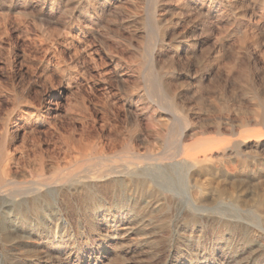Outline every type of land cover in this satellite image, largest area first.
Listing matches in <instances>:
<instances>
[{"label":"rangeland","instance_id":"1","mask_svg":"<svg viewBox=\"0 0 264 264\" xmlns=\"http://www.w3.org/2000/svg\"><path fill=\"white\" fill-rule=\"evenodd\" d=\"M245 1L0 0V157L11 141L16 180L68 171L99 152L92 141L50 160L83 123L98 128L101 110L118 153L159 156L178 141L216 147L214 174L173 175L179 203L163 214L147 216L137 197L134 211L146 216L118 226L125 204L101 188L97 204L62 192L63 226L49 198L37 214L0 221V264H264V16ZM200 190L208 199L196 209Z\"/></svg>","mask_w":264,"mask_h":264},{"label":"bare ground","instance_id":"2","mask_svg":"<svg viewBox=\"0 0 264 264\" xmlns=\"http://www.w3.org/2000/svg\"><path fill=\"white\" fill-rule=\"evenodd\" d=\"M246 1L249 2V5L252 7V9H256V10L260 9L261 12L259 14L260 15L259 19L263 18V16H264V0H246ZM244 48L245 47H243V49ZM150 52H152V50ZM223 72L224 71H222L221 73H223ZM213 73H215V72H213ZM250 77H251V75H250ZM48 78L50 79V77H48ZM159 91H160V89H159ZM174 109H175V107H174ZM176 113H177V111H176ZM99 114L101 115V120H100V125L98 128H96L97 126L94 127L93 125L89 127L88 123H87L88 124L87 126L83 123L82 129L79 132H75V130L72 131L71 133L68 132V134L69 133L70 134L66 138H64V139H66L65 149L62 150L59 148V151L56 154H54V156L50 157L51 161H58L59 158L65 160L71 154H74L75 157H76V155H79L81 152V148L85 143H90L93 141L98 146L99 152H96L94 154L82 153L79 158L74 159L72 165L69 166V168H67L68 171L63 170L64 173L60 171V173L58 172V174L52 175V176H50V175L44 176L43 174H38L36 176V178L32 179V180H28V181L16 180L15 175L17 174L18 171H20L22 169V166L20 165L18 160L14 158L13 153L11 152V148H12L11 146L13 144L11 143V141H6L3 155L0 157V221H2L4 219L8 220V219H10V217L12 215H14V217H17V218L18 217H24L23 213H22L24 209H29L32 212L36 213L37 211H39V203H42V199L49 198L50 207L52 208V215L57 222L56 227L58 225L63 226V225H65V220H62V218L60 216V212L62 210H66L68 207H70V205H69L70 203L59 199V198H61V197H59V195L62 192L65 194L68 193L70 195L69 197H72V195H73L76 197H83L84 196V198H92V197L96 196L97 191L102 188V190L108 191L110 193L113 200L119 199V200H117L119 203L124 202L123 204H125V205L121 207V210H119L115 213L118 216V219H117L118 221H115V223L119 224L118 226H124L126 223V220H127V218H126V220L124 218V216L126 217V215H128V216L130 215V217H132L131 220L133 222V220L143 219L146 215L147 216H153L155 214H163V212H165V210L169 207L170 204L173 207L175 206V209H176L179 201L174 195H172V191L174 190V183H175V182L173 183V181H174L173 175L177 176V174H179V172H182L184 174L183 176H186L187 179L194 180L196 177H198L200 175L208 174V173L212 172V169L214 168V166L210 160V154L212 153L213 149H215L216 147H214L215 145L214 146L207 145L208 143H205L204 141L203 142L206 144V146H204L202 148H200V146H197V145H192L189 147H187L185 145L182 146L180 141H178L177 146L174 145V147H173V148L176 147L175 151L173 153H165L164 152L163 154H160L159 156L141 157V156L136 155L133 152H130V150H126V151L118 153L116 150L118 141H117V137H116V131L117 130L114 127L115 125L110 123L109 118H108L109 116L107 115V113L104 110H101ZM174 117H176V116L174 115ZM181 119H183V118H181ZM179 121H181V120H179ZM94 123H95V121H94ZM181 123H186V122H185V120H182ZM97 124L98 123H96V125ZM180 127H182V126L180 125ZM53 130L55 132H58V130H60V129H58V127L53 125ZM259 131H257V132H259ZM252 133L248 134V136L252 137L251 136ZM55 134H58V133H55ZM74 137L75 138L77 137V138L75 139ZM250 137H248V138H250ZM243 139H244V137H243ZM203 140H205V139H203ZM36 145H37V142L33 144V147H36ZM37 158H38V166L42 170L43 168H45V165H46L45 159L46 158H44L40 152H39V155ZM176 158L177 159L179 158V159L176 161L175 160ZM165 160H167L169 163H167V162H165L167 164L162 163ZM146 161H149L151 163H148ZM73 167H75V168H73ZM212 174H214V173L212 172ZM205 176L206 175H204L203 177H205ZM227 178H228V176H227ZM216 180H217V178H216ZM212 190H214V189L212 188ZM215 190H216V188H215ZM194 191H196V190H194ZM205 191H206V189H205ZM141 196L145 197V200H143L142 203H140V205L142 204V206H140V210H142L144 213L146 211V215L143 214V216L139 215L140 213L137 214L134 211V206L136 204L135 203L132 204L136 200L140 202V199L138 200L137 197L140 198ZM101 197H102V195H101ZM239 197L241 198L240 195H239ZM94 198L93 199L96 201V204H97V202H100V200H101V198L99 199L98 197H94ZM104 198L106 199V195ZM72 199H71V201L75 200V197L73 200ZM207 199L208 198L206 197L205 192L200 190L193 195L191 203L194 206V208L196 207V209L197 208L199 209L200 207H202L203 204H205ZM107 202H108V200H107ZM81 203H82V201H81ZM72 204H74V203H72ZM114 204H115V202H114ZM43 205H41V206H43ZM109 205H111L110 202H109ZM117 207H119V206H117ZM72 208H73V206H72ZM77 208H78V206H77ZM136 208H138V207H136ZM178 208H177V211H178ZM42 210H43V208H42ZM47 210H49V209H47ZM93 211H92V213H93ZM108 212H111V211H108ZM172 212H173V210H172ZM72 213H73V211H72ZM29 214H30V212H29ZM87 214H88V212H87ZM90 214H91V212H90ZM165 216H167V213ZM162 217H164V216H162ZM36 218H37V216H36ZM105 219H107V218H105ZM217 219H218V217H217ZM17 221L18 220H16L15 222H17ZM221 222H222V220H221ZM66 223H68V222H66ZM94 223H95V220H94ZM226 223H228V222H226ZM113 228H114V226H113ZM159 228H160V225H159ZM118 230L114 228V231H115L114 233L118 232ZM121 230H120L121 232L124 231V233H126V234H130V231H131L130 228H122ZM10 232H11V230H10ZM131 233H135L138 235H145V232L142 229L138 230L136 232L131 231ZM1 239H4V238H1ZM11 241H12V239H11Z\"/></svg>","mask_w":264,"mask_h":264}]
</instances>
